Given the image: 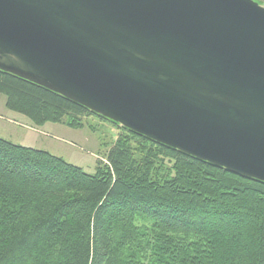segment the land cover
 <instances>
[{
    "label": "water",
    "instance_id": "95a60500",
    "mask_svg": "<svg viewBox=\"0 0 264 264\" xmlns=\"http://www.w3.org/2000/svg\"><path fill=\"white\" fill-rule=\"evenodd\" d=\"M0 70L264 182L256 0H0Z\"/></svg>",
    "mask_w": 264,
    "mask_h": 264
},
{
    "label": "trees",
    "instance_id": "16d2710c",
    "mask_svg": "<svg viewBox=\"0 0 264 264\" xmlns=\"http://www.w3.org/2000/svg\"><path fill=\"white\" fill-rule=\"evenodd\" d=\"M0 95L37 128L98 118L120 130L95 174L0 137V264H264V182L1 70Z\"/></svg>",
    "mask_w": 264,
    "mask_h": 264
},
{
    "label": "rangeland",
    "instance_id": "374dc122",
    "mask_svg": "<svg viewBox=\"0 0 264 264\" xmlns=\"http://www.w3.org/2000/svg\"><path fill=\"white\" fill-rule=\"evenodd\" d=\"M7 111L5 97L0 95V125L3 127V130L0 129V137L17 144L20 142L18 140L20 131L27 133H30L29 130L43 131L40 137L53 145L51 154L82 168L87 174H95L98 159H103L120 133L116 126L98 118L87 119L85 128L80 130L51 123H48L46 130H41L42 127H34L24 116ZM8 113L13 116H9Z\"/></svg>",
    "mask_w": 264,
    "mask_h": 264
},
{
    "label": "crops",
    "instance_id": "0c3cea01",
    "mask_svg": "<svg viewBox=\"0 0 264 264\" xmlns=\"http://www.w3.org/2000/svg\"><path fill=\"white\" fill-rule=\"evenodd\" d=\"M8 114H10L9 116H11V117L13 116V115H11V113H8ZM1 126L2 125H0V129L3 130V127H1ZM47 126H48V124L45 125L44 127L40 128V129L46 130ZM51 126H55V125H51ZM49 128L51 129V127H49ZM54 128H56V127H54ZM20 132L21 133H20L19 139H18L20 142H18V143H21V142L24 143V144H22L23 146L36 148L39 150H45V151H49V152L52 151L51 148L53 147V145L47 143L46 141H44L45 139L40 137V135H41L40 133H42L43 131L41 132V131L29 130L30 133L22 132V131H20Z\"/></svg>",
    "mask_w": 264,
    "mask_h": 264
}]
</instances>
